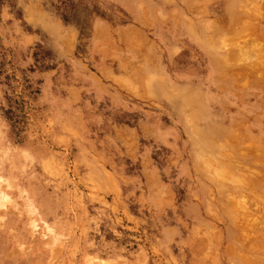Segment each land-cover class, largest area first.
<instances>
[{"label": "clouds", "instance_id": "obj_1", "mask_svg": "<svg viewBox=\"0 0 264 264\" xmlns=\"http://www.w3.org/2000/svg\"><path fill=\"white\" fill-rule=\"evenodd\" d=\"M66 2L0 0V186L11 190L34 163L43 164L47 170L50 158H34L36 146L43 143L38 133L61 149L57 155L67 157L72 146L80 149L81 159L71 167L86 162L101 179L85 182L87 194H66L51 205L41 201L37 207L49 220L44 225V242L35 251L31 243L18 242L16 256L25 259L40 255L44 249H58L61 259L36 260L33 264H264V246L258 260L246 259L250 253L243 247L221 251L203 230L190 224V213L172 196L175 189L184 186L188 189L187 202H195V206L201 203L199 180L193 174L198 162L197 143L191 133V110L199 97L177 83L184 80L181 73L196 67L192 57L182 56L192 25H183L187 17L182 16L180 8L189 0H163L172 6V18L182 25L173 31L165 47L155 51L149 48L140 58L119 55L120 72L109 76L115 89L111 84L101 86L105 96L111 93L112 102V115L104 120L92 117L89 98L82 96L83 89L66 75L27 74L37 44L46 46L51 41L56 57L52 62L70 65L74 75L84 68L76 55L78 49L92 55L107 49L110 34L99 22L100 12L105 5L109 12L120 7V0H72L78 6V18L65 12ZM219 2L200 0L202 8ZM136 8L143 12L145 0H136ZM153 11L161 20L168 19L159 9ZM182 59L187 63H181ZM26 74L33 87L41 89L39 96L25 91ZM40 78L44 83L36 85L35 80ZM20 100L24 102L23 112L17 104ZM124 112L140 118V124L126 134L116 122ZM25 115L28 123L21 133L17 120ZM18 133L25 138L23 144L16 143ZM89 135L97 140L85 148ZM140 139L150 146L138 147ZM113 140L124 149L119 155L132 160L129 167L146 161L154 148H167L170 155L159 173L147 166L139 175L125 174L123 165L105 170L110 161L97 155L96 149L105 151ZM109 196L110 203L106 199ZM133 206H138L139 216L132 214ZM28 235L31 238L36 234Z\"/></svg>", "mask_w": 264, "mask_h": 264}, {"label": "rangeland", "instance_id": "obj_2", "mask_svg": "<svg viewBox=\"0 0 264 264\" xmlns=\"http://www.w3.org/2000/svg\"><path fill=\"white\" fill-rule=\"evenodd\" d=\"M120 5L111 12L105 5L100 12L99 22L110 34L108 47L99 55L81 53L78 49L76 55L83 61L84 68L77 75L70 65L52 62L56 57L51 41L46 46H35L31 53L33 63L27 69V74L38 77L50 72L66 75L83 89L80 94L89 98L94 119L104 120L112 115L111 93L105 96L101 86L107 88L111 84L115 89L109 76L120 72L119 55L133 59L142 57L149 48L162 49L171 40L173 31L182 26L172 18V6L165 5L163 0H145L143 12H137L136 0H120ZM63 7L70 16L78 18V6L72 0H67ZM153 9H159L168 19L156 17ZM180 12L187 17L183 25H192L188 28V47L182 56L192 57L196 67L181 73L184 80L177 83L199 97L191 110V133L197 143L198 162L193 174L199 180L201 203L199 206H195V202L188 203V189L184 186L175 189L172 196L190 213V224L203 230L221 251L243 247L250 253L246 259L258 260L264 246V0H220L211 8H202L200 0H189ZM181 63L187 61L182 59ZM27 74L25 91L39 96L41 89L33 87ZM43 83L42 78L35 80L36 85ZM23 103V100L17 101L21 112ZM164 120L169 122L167 116ZM116 122L126 134L140 124V118L136 113L124 112L116 117ZM17 123L21 125L20 132H24L28 117L23 116ZM38 135L43 143L36 146L34 158H50L47 170L43 164L34 163L11 190L1 186L9 196L8 203L0 208V261L4 264L61 259L58 249H44L40 255L20 259L15 245L21 241L25 245L31 243L35 251L44 242L43 224H48L49 220L37 207L41 201L51 205L66 194L69 197L87 194L89 188L85 187V182L96 183L101 179L86 162L75 169L71 167L72 162L81 159L80 149L72 146L67 157L57 155L61 149L46 140L42 133ZM24 139L18 133L16 143L23 144ZM96 140V136L89 135L84 147L95 144ZM140 146L150 145L140 139ZM123 151L113 140L105 151L97 148L96 154L110 161L105 170L112 165L120 169L123 165L127 175H139L145 166L159 173L170 155L167 148H154L146 161L129 167L132 160L119 155ZM234 173H240V182ZM106 199L110 203L112 198ZM27 204L31 205L33 213L27 210ZM137 207L131 209L134 216H139ZM31 219L35 220L37 229H32ZM29 233L36 235L30 238Z\"/></svg>", "mask_w": 264, "mask_h": 264}, {"label": "bare ground", "instance_id": "obj_3", "mask_svg": "<svg viewBox=\"0 0 264 264\" xmlns=\"http://www.w3.org/2000/svg\"><path fill=\"white\" fill-rule=\"evenodd\" d=\"M230 21H232V19H230ZM243 29H245V28H243ZM250 29V28H249ZM202 40H203V38H202ZM235 42V41H234ZM227 45V44H226ZM221 47V46H220ZM217 48V47H216ZM222 48H223V46H222ZM217 49H219V48H217ZM222 51V50H221ZM218 53V52H217ZM258 53H259V51H258ZM194 117H195V115H194ZM202 143H203V141H202ZM244 153H246V152H244ZM237 166V165H236ZM229 169V168H228ZM246 170V169H245ZM226 172V171H225ZM224 172V173H225ZM233 172V171H232ZM228 173H226V175H227ZM240 173H234V177L236 178V179H238L239 180V182H240V175H239ZM220 175V174H219ZM252 175V174H251ZM225 176V175H224ZM244 176V175H243ZM247 176H248V174H247ZM249 177V176H248ZM245 178V177H244ZM251 178H253V177H251ZM259 179H260V177H259ZM263 179V178H262ZM232 180H233V178H232ZM264 180V179H263ZM263 180H261V181H263ZM237 181V180H236ZM235 181V182H236ZM245 181H247V180H245ZM244 181V182H245ZM256 181V180H255ZM234 182V183H235ZM243 182V183H244ZM258 182H259V180H258ZM242 183V182H241ZM240 183V184H241ZM248 183V182H247ZM233 184V183H232ZM237 186V185H236ZM243 187V186H242ZM248 188V187H247ZM249 189V188H248ZM246 190V189H245ZM252 190V189H251ZM253 191V190H252ZM264 191V190H263ZM0 192H3V194H4V196H6V197H8V200L7 201H5V199H4V196H0V208L1 207H3L4 206V204H6L5 202H7L8 203V201H9V196L5 193V191L3 190V188L0 186ZM254 192V191H253ZM29 209H27V210H29V212L30 213H33V209H32V207H31V205L29 206V204H27L26 205ZM32 220V219H31ZM30 225H31V227H32V229H37L38 228V225L36 224V222H35V220H32L31 222H30ZM45 224H43V226H44ZM44 228V227H43ZM43 230H45V229H43ZM34 231V230H33ZM46 231V230H45Z\"/></svg>", "mask_w": 264, "mask_h": 264}]
</instances>
